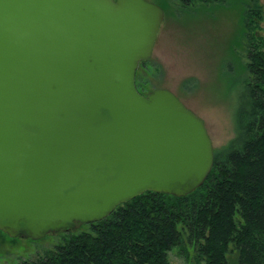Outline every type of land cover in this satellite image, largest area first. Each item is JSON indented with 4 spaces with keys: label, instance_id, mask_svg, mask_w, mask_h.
I'll return each mask as SVG.
<instances>
[{
    "label": "water",
    "instance_id": "obj_1",
    "mask_svg": "<svg viewBox=\"0 0 264 264\" xmlns=\"http://www.w3.org/2000/svg\"><path fill=\"white\" fill-rule=\"evenodd\" d=\"M164 16L148 0H0V231L39 239L205 181L203 121L135 83Z\"/></svg>",
    "mask_w": 264,
    "mask_h": 264
},
{
    "label": "trees",
    "instance_id": "obj_2",
    "mask_svg": "<svg viewBox=\"0 0 264 264\" xmlns=\"http://www.w3.org/2000/svg\"><path fill=\"white\" fill-rule=\"evenodd\" d=\"M177 1L190 8L205 0ZM254 2L242 13L251 41L234 136L214 151L201 186L185 196L146 191L19 264H170L168 252L186 245L196 263L264 264V39L254 32V16L261 18Z\"/></svg>",
    "mask_w": 264,
    "mask_h": 264
},
{
    "label": "rangeland",
    "instance_id": "obj_3",
    "mask_svg": "<svg viewBox=\"0 0 264 264\" xmlns=\"http://www.w3.org/2000/svg\"><path fill=\"white\" fill-rule=\"evenodd\" d=\"M165 12L151 57L136 70L139 89L146 94L154 88L173 92L204 123L214 151L234 136V113L242 94V79L247 73L248 44L243 36V9H255L254 0H205L190 8L177 0H148ZM261 18L254 16V32L264 39V0ZM249 39V40H248ZM88 230L78 228L49 232L32 239L10 237L0 231V264H19L52 249L68 237ZM185 245V244H184ZM168 252L170 264L196 263L193 250L186 245Z\"/></svg>",
    "mask_w": 264,
    "mask_h": 264
}]
</instances>
